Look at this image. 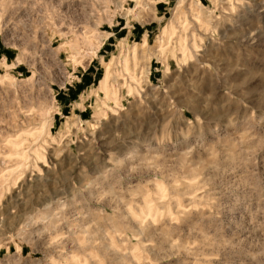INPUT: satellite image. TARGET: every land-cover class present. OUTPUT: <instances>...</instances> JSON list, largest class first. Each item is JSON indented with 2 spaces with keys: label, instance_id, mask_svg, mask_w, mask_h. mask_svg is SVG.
Listing matches in <instances>:
<instances>
[{
  "label": "rangeland",
  "instance_id": "obj_1",
  "mask_svg": "<svg viewBox=\"0 0 264 264\" xmlns=\"http://www.w3.org/2000/svg\"><path fill=\"white\" fill-rule=\"evenodd\" d=\"M0 264H264V0H0Z\"/></svg>",
  "mask_w": 264,
  "mask_h": 264
},
{
  "label": "bare ground",
  "instance_id": "obj_2",
  "mask_svg": "<svg viewBox=\"0 0 264 264\" xmlns=\"http://www.w3.org/2000/svg\"><path fill=\"white\" fill-rule=\"evenodd\" d=\"M144 45H145V43H144Z\"/></svg>",
  "mask_w": 264,
  "mask_h": 264
}]
</instances>
